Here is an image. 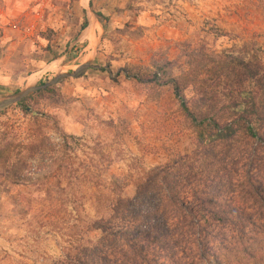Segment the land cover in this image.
Returning a JSON list of instances; mask_svg holds the SVG:
<instances>
[{
	"label": "rangeland",
	"instance_id": "1",
	"mask_svg": "<svg viewBox=\"0 0 264 264\" xmlns=\"http://www.w3.org/2000/svg\"><path fill=\"white\" fill-rule=\"evenodd\" d=\"M248 51L264 53V0H0V103L89 65L29 100L28 115L0 109V138L21 146L14 163L28 176L0 169V264H54L72 226L106 213L85 167H109L102 179H124L132 197L145 171L194 149L168 81L183 78L188 100L217 84L227 103L230 82L215 70ZM62 135L76 151L61 171L30 156L42 137L60 149Z\"/></svg>",
	"mask_w": 264,
	"mask_h": 264
},
{
	"label": "trees",
	"instance_id": "2",
	"mask_svg": "<svg viewBox=\"0 0 264 264\" xmlns=\"http://www.w3.org/2000/svg\"><path fill=\"white\" fill-rule=\"evenodd\" d=\"M88 27L86 20L82 30ZM229 59L215 70L230 82L227 103L217 84L202 81L197 98L188 100L183 78L168 81L199 139L194 149L145 171L134 196L124 194V179H102L109 167L95 166L96 175L85 167L106 213L72 226L69 247L54 264H264V53ZM53 92L47 86L19 105L28 115L29 100ZM62 139L57 149L42 137L28 152L61 171L76 151L75 137ZM20 149L7 134L0 138V169L14 182L28 178L26 167L14 163Z\"/></svg>",
	"mask_w": 264,
	"mask_h": 264
},
{
	"label": "water",
	"instance_id": "3",
	"mask_svg": "<svg viewBox=\"0 0 264 264\" xmlns=\"http://www.w3.org/2000/svg\"><path fill=\"white\" fill-rule=\"evenodd\" d=\"M88 68H89V65H85V66L81 67L78 71H76L74 73H68V74L59 75L53 81H51L48 84H46L44 87L55 85V84L63 81L66 78H79V77H81L84 74L85 71L88 70ZM39 89H41V87H32V88L28 89L25 92L19 93L18 95H16L13 98H10V99H7V100L3 101L2 103H0V109H2L4 107H7V106H9L11 104L20 103L25 98H28L29 96L33 95Z\"/></svg>",
	"mask_w": 264,
	"mask_h": 264
}]
</instances>
